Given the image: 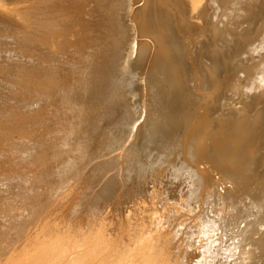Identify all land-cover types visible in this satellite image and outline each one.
Returning a JSON list of instances; mask_svg holds the SVG:
<instances>
[{
  "label": "rangeland",
  "instance_id": "obj_1",
  "mask_svg": "<svg viewBox=\"0 0 264 264\" xmlns=\"http://www.w3.org/2000/svg\"><path fill=\"white\" fill-rule=\"evenodd\" d=\"M14 1L10 0L8 3V1L5 0L4 3L7 7L13 8L11 10L14 11V16H6L5 14L0 13V263L16 248H18L20 252L19 256H24L22 254L27 252L31 255L30 259L33 261L37 252L40 251L38 248V239L42 237L41 235H44V233L46 234V231L55 233L56 229L73 230L76 239H78L85 236L92 224H95L98 227L100 223L102 224V227L104 226L103 229H112V232L109 230L111 237H109V239L107 237L110 246H108L107 243L106 250L109 249L108 247L111 248L113 246V248L110 249L111 251L117 249L123 252V250L126 248L125 245H127L126 241L128 242L129 238L134 237L135 239H141L146 237L148 230H150L149 233L152 231L151 229L153 226V228H156L158 224H165L164 226L160 225L162 228L159 226L157 229L158 234H162V242L160 247L165 249L167 254L169 253L165 261L166 264H230L229 261H231L233 255L235 254V251L239 246V242L241 243V241L247 237V233L249 232V235H254L257 233L255 236H258V232H262V230H264L259 228L261 224H258V226L256 223L261 220L260 222L264 224V218H262L264 216V177H262L264 176V114L261 115L259 120L261 122L259 123V126L255 128L253 133H256V137L254 138L255 145L245 148L246 143L248 142L246 135L250 134V129H243L245 132V134L243 132L245 137L235 139V141L240 144V153L243 151L248 156L251 155L249 156L251 158L247 156V160L249 161H251L250 159H252L253 156L255 157L256 154H259L257 152L260 149V155L262 159H260L261 161H258L259 164H242V161H245L237 154V152L233 150H230V152L232 151V153H230L231 155L226 151L229 157L227 153H220L221 156L226 154L228 159L225 157V155V159L224 157L222 158L226 162H228V160H233V158L234 161L236 159V163L235 166L233 165V168H230V166L227 165L231 170L227 168L226 171L227 166L225 167L224 165V169L222 166L220 167V165L217 164L219 160H216L217 163H215V160L208 161L209 157L204 156L207 152V150L204 151V147L206 146L208 149L209 146H213L214 143H212V141L214 138L210 139L208 137L211 133V138L215 130H217L214 133L215 138L216 136H219V134L221 135V139L218 137L216 138L217 140L219 139L218 143L221 141H229L228 136H223L221 131H219V133V129L216 128V125L214 128V124H211L208 119L213 113V105L210 104L214 97L211 92L213 89L205 87L203 78L201 75H199V73L197 74L199 77L196 81H194V83L190 80V78H187V81L190 84L187 85V88H183L182 82L181 84L176 82V79L179 77V71L181 72L180 66L184 63L186 58V53L188 52V55L192 56L191 58L195 56L196 42L190 37L188 38L187 34L183 33L182 35L187 36L185 38L187 39L186 42H189V44L187 43L184 46V44L180 42V38H182L181 35H177V31H175V34L174 27H171L174 33L170 40V44L167 46V49L164 45L157 44V40L161 41L160 39H155L151 37L152 35L148 36L144 33V35L141 34L144 32L143 29L145 30L144 18H146V16L142 17V14L146 15L147 13V15H149V11L153 19L154 28H157L156 24L159 22L157 15L159 13V9L157 10V7L160 3L164 4L169 0H139L133 5V7L135 6V13L137 12L135 14L136 17L139 15L138 18H136L137 22L135 20V22H133V20L129 18V23L131 24L132 22L131 25H135L134 23L138 24L142 31L141 32L139 30L142 36H139L140 38H138V41L140 40V42H143L144 44L146 43L147 47L149 46L148 51L151 50L149 51L151 53V57L153 58V56H155V59H153L155 62L158 60V63L161 60V57L159 56V54H161L160 51L164 52V50H168V57L171 58V63L176 68H178L179 71L173 72L172 70H164L158 67L160 64L157 62L155 64L151 58L152 65H157V69H154V72H156L154 73L155 78H153L159 80L160 83L164 82L163 87L165 86V89L160 88L162 84L158 83L159 81L157 82V80L152 79L153 84L151 87L152 91L150 90V93L153 95L154 90L156 91L153 96L151 94L148 95V99L150 100L148 101L147 118L142 115L141 118L137 120V122H139L137 140L141 145V148L147 145L146 148L144 147V150H146L145 155L139 162L126 163V169L124 165V172L121 171L120 173L115 174L114 178L107 180V176L101 177L98 175L99 172L97 174V170L92 171V169H94V165L97 164L99 156L102 154V149L105 146L107 139H109L110 128L114 125L112 120V111L114 110V107L117 106L114 105V107H109L105 103L107 87L105 86L106 84L104 81L100 82L98 73L99 62L104 60L103 57L106 56V52L114 50V43L117 37L116 32L121 28V26L116 23L115 13L111 12L116 0H74V4L72 6L73 8L71 9L75 10L76 18L79 22V26L82 27V31L81 33L75 31L74 34L69 33L70 36L78 33V36H73V38L68 36L66 33L65 37L67 35L69 38H67L68 40L66 38L65 39L68 42L71 40L75 41H71L70 44H67L70 48H72L68 49V47H65L66 51L63 50L64 52L67 53V51L70 50L67 54L61 56L63 54L61 53L55 57L52 55L51 59L49 58L50 61H46V59L50 57L46 55V39L43 43V39H40L41 41H39V38L32 36L30 37V40L26 42V40L22 39L23 36L20 35L24 29V26H22L23 24L20 25L21 23L15 22V20L21 22V19H26L24 15L33 9L32 3L34 1H37L35 2L37 8H39L40 5L42 6V1L16 0L18 1L17 3H14ZM38 3H40V5ZM40 8L38 11L36 9L33 10V12L36 11V13H38L36 14L34 12L37 16L39 15V10H41ZM16 10L17 12L19 11L20 14L22 10L23 16L18 15ZM23 10H25V12ZM35 14L33 15L31 12L32 17H34ZM16 15H18V19L16 18ZM40 16H44L46 18L45 13L42 15L40 14ZM139 18L141 24L140 22L138 23L139 20L137 19ZM31 19H35V17ZM24 20L23 23L25 22ZM239 23L240 21H238L237 24ZM237 24H235L234 27H236ZM190 41H193V43ZM149 43H152L153 45L150 47ZM71 44H73V46H70ZM186 47H188V49ZM185 49H187V51ZM157 56L159 59L156 58ZM47 66H49V68ZM159 68L162 70H159ZM165 71H168L166 76L164 75ZM246 71L247 69H240L238 71L239 76L242 78H247L250 73ZM46 74L48 76H46ZM162 75H164V79H162ZM253 76L250 78V85L252 84V87H248L250 80L240 87V89L242 88V91L244 92L242 95H239V91H236V94L235 92L232 93L231 87H229L228 90H225L226 88L222 89L221 97L218 99L219 105L223 103L224 108L229 109L234 105V103L231 101V98H233L236 102H242H238L236 105L242 104V107L244 106L243 109L248 111L247 109L249 108L245 105L249 104L253 98V93H255L258 96V108L263 107L264 84L260 79H253L256 78L255 74ZM124 77L129 78L127 75H124ZM167 79H173L174 84L172 87L167 85V83H169V80ZM252 80L255 81L253 82ZM154 82L158 86L160 85L159 88L157 85L154 86ZM255 84L256 87L258 86L256 90L254 89ZM248 88H250V90ZM157 89L160 92H157ZM161 89L163 90L161 91ZM177 91L180 93L179 95H175ZM187 92L188 95L191 96L192 104L190 106L185 105L186 102L183 100L187 97ZM157 95L164 97L163 99L165 101L162 102L163 99H160V97ZM153 97L159 100H156ZM153 99H155L156 103L153 101ZM150 101L151 105L149 104ZM157 101H161L162 104L161 102ZM171 102H174L176 107V112L171 113L183 115L185 114L184 112L188 111L186 112L187 115H181L180 117V119L183 117H185V119L178 121L180 126H188L185 128L186 130L182 128L184 126L180 127L176 124L175 125L178 127H172L173 123L171 122H173L174 119L168 117L167 114H169V106L166 108V104ZM214 103L217 104L215 101ZM158 105L160 107L166 105V107L163 106L166 109L162 107V110ZM181 105H185V107L183 106L184 108H186V106H189L190 108L188 107L189 110L187 108L183 109L181 108ZM165 110V115L167 116L162 114ZM166 117L169 119L171 118L170 120L172 121L170 122V120ZM188 118L191 120H186ZM207 119L210 124H206L209 123ZM122 121H124V119H122ZM166 121L168 123L170 122L169 124L171 125H168ZM183 121L187 124L185 123V125ZM181 122H183V124ZM212 125L213 128L211 127ZM167 127L169 129L172 127V130L167 129ZM179 127L181 130H183V134L181 133L182 131L180 132ZM208 127L210 129H208ZM211 128L214 131H212ZM164 129L165 131L167 130V132L169 131L170 134L169 132L165 133ZM174 129L177 130L176 133L180 132V134L174 133ZM200 130L203 131L204 136H202V131L200 132ZM204 131H208L207 134ZM258 131L260 132L257 133ZM195 133L199 136L201 134L200 137L197 136L199 140L196 139ZM171 134L172 136L170 137ZM205 134L207 136H205ZM215 134L217 135L215 136ZM113 137L114 136L111 138ZM205 137L207 138L205 139ZM209 139L211 140V143L209 142ZM240 139H245V141ZM241 141L242 143H240ZM190 142H192V144ZM213 142L216 144L217 141L214 140ZM243 143L244 145H241ZM193 148L194 150H192ZM163 149L167 152L163 151ZM189 149L190 151H188ZM191 150L196 152L199 151L197 152L198 154L194 152V154L196 153L195 155L197 156H194ZM172 152L173 154H170ZM159 153L161 154V158H158L160 155ZM201 153L203 154L204 158L207 157L205 158L207 161H204ZM169 154L173 156L168 157L167 155ZM177 155H180V157L182 156L181 158L184 157V159H180V157ZM198 155L202 156L203 160L198 159V157L201 158ZM165 156L168 157L169 162ZM186 156H189L190 158L188 157L185 159ZM194 157L200 160L199 162H202L195 163L197 159ZM163 158L166 159V162H163L165 160H163ZM176 158L177 163L175 161ZM170 161L173 162L172 166H169ZM167 162L168 164H165ZM203 162L205 163L204 165ZM259 165H261V167ZM210 167H212L214 170ZM197 170H199V172ZM202 171L205 175H207L205 176V179ZM211 173H214L212 180L210 177H208L210 175L212 176ZM251 177L253 179H251ZM235 179H238L236 180L238 183L235 181ZM218 183L222 185H219L220 188L218 187ZM245 184H247L246 188ZM254 186L256 187L254 188ZM168 187L170 188V191L175 192L171 193L168 190ZM221 187H224L223 190ZM220 189L222 190L220 191L221 193L218 192ZM214 190H218L216 194ZM213 191L215 195L211 194ZM252 192H256L257 194H251ZM173 193H176V197L175 194L173 195ZM207 194H211V198L212 196L216 197L215 200L213 199L214 197L212 198L214 203L212 199L210 200V198H208L210 196ZM244 194L246 197L250 196L254 199L248 200L250 197H247L246 199ZM217 196L218 198L220 197L219 199H222L223 202L217 199ZM255 197H257V199ZM170 198H172V200ZM179 199L186 205L185 210H183L184 212L182 211V205L178 204ZM260 199H263L262 202ZM209 200L211 201L210 206L211 204L213 205V207L211 206L212 208L209 206L210 209L209 207L207 208L209 205L207 203L210 202ZM171 201H174L177 205ZM215 201L218 203L217 207L215 206ZM247 201H249V203L251 201H255L254 204L256 205H253L256 207L248 204ZM170 202L173 205H170ZM233 202L236 203V205ZM230 203L235 206H240L241 203L247 206L244 205V207L241 204L243 207H236L240 212L237 211L238 215L233 216L235 211H232L231 208L233 205ZM228 204L232 207H229ZM228 207L229 209H227ZM257 207L258 209L261 208L260 210H257L259 213L256 211ZM252 208H255V211ZM170 210H173V212L171 213ZM203 210L205 212L207 211L206 213L210 211L209 214L211 215H207ZM176 212L178 213L179 217H182V219H177ZM156 213L159 214L157 215ZM154 214L157 215V219H160L157 221L158 223H156L154 220L156 218V215ZM222 214L226 215L225 218H223L224 216H222ZM217 215L220 217H217ZM230 215L233 216V218L237 217L235 218L236 221H234L235 219H232ZM239 215H242V218ZM148 216L152 219L150 220ZM158 216L160 217L158 218ZM214 216L217 218H215L217 221L214 219ZM226 217H230L231 219L228 221V218ZM162 218L168 222L166 221V223L165 220H163L165 223L160 222L162 221ZM218 219L221 221H218ZM223 219L226 224L224 226L225 228L222 226V224L224 225ZM141 220H143V223L140 222ZM152 220H154L153 224L156 226L151 224ZM172 220L174 222H172ZM231 220L234 222V225L232 224L233 222ZM239 220H241V223ZM138 221L141 223V226L144 229L141 228L140 224L138 225ZM169 221H171L173 224L171 222L169 224ZM204 221H207V223L205 222V224L202 223L201 225V222ZM182 222L183 224H181ZM238 222L240 224H237ZM244 222H246V224ZM145 223L147 224L144 225ZM220 223L221 225H219ZM227 223H229V225ZM135 224L138 225L136 230H131L130 226L132 225L131 228L133 229ZM166 225L167 227L165 228ZM253 225L255 228L257 227L258 232L255 228H253ZM144 226H146V228ZM147 227L149 229H147ZM261 227L264 228V225H261ZM139 228H141V231ZM219 228L223 229L220 230ZM251 228H253V230ZM218 229L220 233L218 232ZM231 229H235V231ZM228 230H230V232L233 231L232 234ZM251 230L252 232L254 231L252 234H250ZM166 231L168 232L166 233ZM96 232L98 231L96 230ZM142 232H144V234H142ZM163 232L164 234H167V236L164 235ZM174 233H176V235H174ZM155 234L157 235V233ZM29 235L32 236L29 238L36 239L35 242L38 245L36 243H33L32 246L25 244V242L28 240L27 236ZM262 236L264 237V234L262 235V233H259L258 237L263 238ZM241 237H243L242 240H239ZM110 238L111 240H115L111 241ZM152 238H155V235ZM120 239L123 241H120ZM110 242H112L114 245L111 246ZM118 242L123 245L125 243L126 244L124 246H120ZM263 245L264 244L262 243V248L264 247ZM118 246L120 248L122 247V249L124 247V249L121 250L120 248H115ZM155 247L157 248V246ZM124 251L127 250L125 249ZM147 251H149L148 246L146 247L145 252ZM261 251L263 252L264 250L261 249ZM262 255L263 259L264 252ZM262 259L260 258L259 262L263 261L264 264V260ZM165 262L163 264H165Z\"/></svg>",
  "mask_w": 264,
  "mask_h": 264
},
{
  "label": "bare ground",
  "instance_id": "obj_2",
  "mask_svg": "<svg viewBox=\"0 0 264 264\" xmlns=\"http://www.w3.org/2000/svg\"><path fill=\"white\" fill-rule=\"evenodd\" d=\"M7 1L9 3L10 0H7ZM15 1H14V3L18 2V1H16V2ZM41 1H42V6L40 5V3H38L41 6V8L39 6V8L41 10H39L38 16L36 15V14H38V13H36V11H34L36 14L33 12L34 9H36L37 11L39 9V8H37L36 3H35L37 1H34L32 3L33 9H31V11L28 10L29 12L26 14L23 13L26 15V16L24 15V17L26 18L25 20L21 19V18H20L21 22L18 20L16 21L15 19L14 20L17 23H21L20 25L23 24L22 26H24V29L22 30V34H20V35L23 36L22 39L26 40V42H28L30 40V37H32V36H34L35 38H39V41H41L40 39H43V41H42L43 43L45 42V39H46V42H45L46 53H47L46 55L50 56L46 59V61L47 60L50 61L52 55H54V57H55V56L63 53L61 55V56H63L65 54H67L68 51H70V50H68L70 47L67 45V44H70L72 41L71 39H69V40H71L70 42L67 41L68 40L67 38H69L68 36H70L69 33L74 34V31L81 33L82 27L79 26V22L76 18L75 10L71 9V8H73L72 6L74 4L73 3L74 0H41ZM41 1H39V2H41ZM137 1H139V0H116L115 5L113 6V9H111V12L115 13L116 23L119 24L121 26V28L119 30H117V32H116L117 37H116L115 43H114L115 44L114 50H110V51L106 52L107 53L106 56L103 57L104 60L99 62L98 73H99L100 82L104 81V83L106 84L105 86L107 87V93L105 96V103L109 107L110 106L114 107V105H117V106L114 107V110L112 109L113 110L112 111V116H113L112 120H113L114 125H113V127L110 128L109 139H107L105 146L102 149V154H101V156H99V160H98L97 164L94 165V167H93L94 169H92V171L97 170V174L99 172V174H98L99 176H101V177L107 176V180H109L111 178H114L115 174L120 173L121 171L124 172L125 171L124 165L126 163L139 162L144 157L145 151H146V150H144V147L146 148L147 145H145L144 147L141 148V145L138 143V140H137L138 135L137 134H138V130H139V128H138L139 122H137V120L139 118H141L142 115L147 118L148 101L150 100V99H148V95L151 94L150 90H151V87L153 84L152 79L155 78L154 73H156V72H154V69H157L156 68L157 65L153 66L151 63L152 57H151V53L149 52L151 50L148 51L149 46L147 47L146 43H145L146 44L145 45L143 42H140V40L138 41V38H140L139 36L143 33L147 34L148 36L152 35L151 37L161 40V41L157 40L158 45H164L165 48L167 49V46L170 44V40H171L172 35L175 31H177V35L178 34L181 35L182 38H180L181 39L180 42L182 44H184V46L187 43L189 44V42H186L187 39H185L187 36H188V38L190 37L191 39H193V41L196 42L195 56L193 58H191L192 56L188 55V52L186 53V58L184 60V63L181 64V66H180V69H181V72H180L178 70V68H176L171 63V58L168 57L169 51L168 50L167 51L164 50V52L160 51L161 54H159V56L161 57V60L159 61V63L157 62L158 60H156V62L158 64H160V65H158V67H160L164 70L165 69L169 70V71L172 70L173 72L179 71V77L176 79L177 80L176 82H178V84H181V82H182L183 88H185V87L187 88V85L189 84L187 81V78H190V80L194 83V81H196L197 78L199 77L197 75L199 73V75H201L203 78V83L205 84V87L213 89V91H211V92L214 95V97L210 103L211 105H213V113H212V115L209 113L211 116L208 119L211 122V124H214V128L216 125V128L219 129L218 132L221 131L223 133V136H226V137L228 136V138H229V141H221L220 143H218L219 139H221L220 138L221 135L219 134V136H216L217 134H215L216 138L217 137L219 138L218 140L214 137V133L217 130L214 131L212 129L213 128V125H212L211 130L214 131V133H213L212 138L210 137L212 133L208 137L210 139L214 138L213 141L216 140L217 142L215 144V142L212 141V143H214V144H213V146L211 145V147L209 146L208 149L206 148V146L204 147L205 148L204 151L207 150L206 155H204V156L209 157L208 161L219 160L218 163H217V161L215 163L219 164L220 167L222 166L223 169L227 165L230 166V168H233V165L235 166L236 159L234 161V158H233V160H228V162H226L222 159L224 157V155L226 157V154H224L223 156L220 155V153L222 154V152H224V153L229 152V154L232 153V151L230 152V150L237 152V154L245 161V162L242 161V164H245V163H247V164L252 163L253 164L254 163V165H255L258 163V161H261L260 159H262V157L260 155V149L259 148H258L259 151L257 152L259 154H256V152H255V154L258 156H256V155H255V157L253 156V158L250 159L251 161H249V160H247L248 155L245 152L242 151L240 153V146H239L240 144H238L237 141H235L236 138L245 137V135H244L245 132L243 129H248V130L250 129V132H249L250 134L246 135L248 142L246 143L245 148H249L250 146L255 145L254 144V138L256 137V133L255 134H253V133L255 131V128L258 127L259 123L261 122V121H259L261 115L264 114V106L261 108H258V106H257V104H258L257 103L258 102L257 101V99H258L257 94L253 93V95H252L253 98L249 102V104H247V105L244 104L245 106H248V108H249V109H247L248 111L243 109L244 106L242 107V104H240L242 102H240V101L236 102L233 98H231V101L234 103V105L229 109L224 108L223 103L221 105H219L218 99L221 97L222 89L226 88L225 90H228L229 87H231L232 93L235 92V94H236V91H239V95H242L244 92L242 91V88L240 89V87H242L244 83L249 81L250 78L254 74H255L256 78H253V79H260L264 84V0H169V1H166L164 4L159 2L160 4L157 7V10L159 9V13L157 12L158 13L157 15L159 18V22L156 24L157 28H154L153 19L151 17V13L149 11H148L149 15H147V13H146L147 10L145 11L146 15H143L142 13H140V14H142V17L146 16V18H144L145 19V26H144L145 30L143 29L144 32L141 31L140 26H138V24L134 23L135 25H131L132 22H131V24L129 23V18L132 19L133 22H135L136 18H138V16H139L137 14L138 16L136 17L135 14L137 12L135 13V9H134L135 6L133 7L135 2H137ZM4 3H5V0H0V13L5 14L6 16L7 15L8 16L9 15L14 16L13 15L14 11L11 10L13 8L7 7ZM23 6H25V5H23ZM143 7H144V5H143ZM143 7H141V8H143ZM144 9H143V11H144ZM136 10H137V7H136ZM23 11L25 12V10H23ZM26 11H27V9H26ZM16 12H17V10H16ZM31 12L33 15L35 14V16H34L35 19H31V18H34V17H32ZM17 13H18V15L23 16L22 10H21V14L19 13V11ZM43 13H45L46 18L44 16H40V14L42 15ZM18 15H16L17 19H18V17H17ZM23 20L25 21L24 23H23ZM137 20H139L138 23L140 22V24H141L140 18ZM238 21H240L239 24H237ZM235 24H237L236 27H234ZM171 27H174L176 30L174 29V32H173ZM142 28H143V26H142ZM154 29H157V30H154ZM66 33L68 34V36L66 35V37H65ZM78 33H76L73 36H76ZM183 33L187 34V36L182 35ZM175 34H176V32H175ZM73 36H70V37L73 38ZM193 41H190V42L193 43ZM72 42H75V41H72ZM152 45L153 44L151 43L150 47ZM70 46H73V44H71ZM65 47L66 48L68 47L67 53L64 52V51H66ZM186 48L188 49V47H186ZM187 49H185V50L187 51ZM189 49H190V47H189ZM192 50H193V48H192ZM189 54H190V52H189ZM191 54H192V51H191ZM154 57L155 56H153V58ZM153 58H152V61L155 62L154 61L155 58L154 59ZM156 58L159 59L158 56ZM48 62H46V63L49 64L50 62L49 63ZM156 62H155V64H156ZM198 66H199V68H198ZM47 67L49 68V66H47ZM160 68H159V70H162ZM243 68L247 69L246 72L250 73L247 76V78H242L238 74V71L240 69H243ZM164 70H163V72H164ZM46 71L48 72L47 69H46ZM167 72L165 71V74H164L165 76H166ZM124 75L129 76V78L124 77ZM164 75H162V77H163L162 79H164ZM46 76H48V75L46 74ZM168 76H167V78H168ZM165 79H166V77H165ZM154 80H157V79H154ZM167 80H169L168 81L169 83H167V85L172 87L174 84L173 79H167ZM158 81L159 80H157V82ZM252 81L254 82L255 80H252ZM158 83H160V81ZM163 83H160V84H162L160 88L165 89L164 88L165 86L163 87ZM197 83H198V81H197ZM250 83H251V80L249 82L248 87H250V86L252 87V84L250 85ZM154 84H155L154 86L157 85L155 82H154ZM159 86L157 85L158 88H159ZM257 87L255 84V88L254 87L253 88L256 90ZM163 89H161V91ZM244 89H246V88H244ZM248 89L250 90V88H248ZM155 91L156 90H154V92H153L154 94H155ZM157 92H160V91L157 89ZM156 94H158V93H156ZM179 94L180 93L177 91L175 95H179ZM119 95H120V97H119ZM157 96H155V97L156 98L160 97V96H158V97ZM155 97H153V98H155ZM161 98L163 99L164 97H160V99ZM155 99H153L154 102H155ZM156 100H159V99H156ZM183 100L186 102L185 105L190 106L192 104L191 96L188 95V92H187V97ZM151 101L149 103L150 105H151ZM161 101H157V102H161ZM164 101L165 100L163 99L162 102H164ZM214 101L217 102V104H215ZM162 102H161V104H162ZM238 102H240L239 103L240 105H236V103L238 104ZM168 104H166L167 107H166V105H163V106H165L166 108H168V106H169V110L168 109L167 110L169 111L170 116H169V114H167V115H168V117H171L174 120H173V122H171L172 121V120H170L171 118L170 119L168 117H166V118H168L170 120V122L173 123L172 127L176 126V125L180 126L178 121L181 119L182 120L185 119V117L180 119L182 114L177 115L176 113H174V114L171 113V112H176L175 111V109H176L175 103L171 102ZM185 105H181V108H183V109L187 108L189 110L190 107L188 106L189 107L188 108L186 106V108H184ZM162 107H160V108L162 109ZM165 107H163V108H165ZM211 108H212V106H211ZM163 112L164 113H162V114H164V116H167V115H165L166 110ZM186 112H188V111H186ZM186 112H184V113L186 114ZM185 114H183L182 116H184ZM209 114H207V115H209ZM205 116H206V113H205ZM189 118L186 120H191ZM122 119H124V121H122ZM208 119H207V121H208ZM183 122H181V123L183 124ZM186 122H184V124ZM210 122L206 123V124H210ZM166 123L168 125H171L167 121H166ZM182 126H184V125H181L180 127H182ZM168 127H170V126H168ZM168 127H167V129H169ZM172 127L170 128L171 130H172ZM176 127H178V126H176ZM180 127H179L180 132L182 131L181 133L183 134V130H181ZM187 127L188 126L186 125V127L184 126L182 128L185 129ZM165 129H164V131H165ZM176 129H178V128H176ZM176 129H174L175 132L174 131H172V132L176 133V131H177ZM208 129H210V128L208 127ZM201 131L202 130H200V132ZM168 132H167V130L165 131V133H168ZM180 132H178V133L180 134ZM207 132H205V133L207 134ZM243 132H244V134H243ZM259 132L260 131H258L257 133H259ZM174 133H173V135H174ZM178 133H176V134H178ZM169 134H170V132H169ZM201 134H202V136H204L203 131ZM201 134H200V136H201ZM206 134H205V136H207ZM241 135H243V136H241ZM112 136H114V137L111 138ZM171 136H172V134L170 135V137ZM195 136H196V139L199 140V138L197 137L199 135L196 134ZM206 138L207 137H205V139ZM174 139H176V138H174ZM183 139H184V137H183ZM2 140H3V138H2ZM240 140L245 141V139H240ZM207 141H206V143H207ZM13 142H14V140H13ZM171 142H172V140H171ZM202 142H203V139H202ZM209 142L211 143V140ZM190 143L192 144V142H190ZM240 143H242V141ZM244 143L241 145H244ZM181 146H183V145H181ZM193 146H194V144H193ZM241 149H244V148H241ZM192 150H194V148ZM163 151H165V150L163 149ZM188 151H190V149ZM255 151H256V149H255ZM165 152H167V151H165ZM194 152H196V151H192V154H194ZM197 152H199V151H197ZM170 154H173V152ZM177 154H178V152H177ZM195 154H194V156H197ZM204 154H205V152H204ZM157 155H158V153H157ZM169 155H167V156L168 157L173 156V155H170V156ZM200 155H198V156H200ZM227 155H228V153H227ZM177 156L180 157V155H177ZM202 156H203V154H202ZM202 156H200L201 158L198 157V159L201 160ZM204 156H203V158H204ZM235 156H236V154H235ZM249 156H251V155H249ZM168 157H166V159H168ZM179 157H177V158H179ZM181 157H180V159H184V157L183 158H181ZM188 157L186 156L185 159H187ZM192 157H193V155H192ZM225 157H224V159H225ZM228 157H229V155H228ZM158 158H161V154L158 156ZM177 158L175 159V161L177 160ZM205 158H207V157H205ZM205 158H204V161L205 160L207 161V159H205ZM231 158H232V156H231ZM249 158H251V157H249ZM164 159L165 158H163V160ZM166 159L164 161L163 160L162 161L166 162ZM195 159H197V158H195ZM198 159L195 161V163L196 162L198 163L200 161ZM238 160H239V158H238ZM168 162H169V159H168ZM168 162L165 164H168ZM178 162H181V161H178ZM201 162H199V163H201ZM238 162H240V161H238ZM170 163H169V166H172L173 162L170 161ZM176 163H177V161H176ZM232 163H234V164H232ZM204 164L205 163L203 162V165ZM239 164H241V163H239ZM206 166H208V165H206ZM228 166L226 167V171H227V168H229ZM259 166L261 167V165H259ZM210 168H212V167H210ZM254 168H255V166H254ZM125 169H126V165H125ZM208 169H209V167H208ZM215 169H217V168H215ZM234 169H235V167H234ZM197 171L199 172V170H197ZM248 171H247V173H248ZM95 172H93V173H95ZM207 172H210V171H207ZM228 173H229V171H228ZM247 173H245V174H247ZM203 174H204V172H203ZM206 174H208V173H206ZM213 174H212V176L211 175L208 176V177H210L211 180L213 178ZM254 174H256V173H254ZM166 176H168V175H166ZM203 176L205 179V176H207V175L204 174ZM162 177H164V176H162ZM252 177H254V176H252ZM252 177H251V179H253ZM262 177H264V176H262ZM238 179H235V181ZM217 180H219V179H217ZM208 181H209V179H208ZM255 181H254V184H255ZM236 182L238 183V181H236ZM219 183H218V187L220 185ZM221 184H222V182H221ZM249 184H250V182H249ZM246 185L247 184H245V188H246ZM262 185H263V183H262ZM212 186H214V185H212ZM220 186H222V185H220ZM259 186H261V185H259ZM169 187H171V186H169ZM255 187L256 186H254V188ZM223 188L224 187H221L222 190H223ZM254 188H253V190H254ZM166 189H167V186H166ZM221 189L219 191L218 190L217 191L220 192V191H222ZM168 190L170 191V188ZM249 190H251V189H249ZM207 191H209V190H207ZM214 191L216 194L217 191L216 190H214ZM214 191H213V193H211L212 195H215ZM170 192L172 193L175 191H170ZM250 192H247V193H250ZM254 193L257 194L256 192H254ZM254 193L252 192L251 194H254ZM174 194L176 197V193H173V195ZM207 195H209V194H207ZM260 195H262V194H260ZM171 196H172V194H171ZM242 197H241V199H242ZM245 197H246V195H245ZM247 197H250V196H247ZM247 197H246V199H247ZM252 197H254V196H252ZM172 198H170V199L172 200ZM208 198H210V200L212 198L215 200L216 197L212 196V198H211V196H210ZM219 198L217 196V199H219ZM255 198L257 199V197H255ZM213 199H212V201L214 203ZM246 199H245V201H246ZM249 199L253 200L254 198L250 197V198H248V200ZM219 200H221L223 202L222 199H219ZM260 200L262 202L263 199H260ZM171 202H170V205H173V204H171ZM247 202H248V204L253 205L255 201L254 202L251 201L250 203H249V201H247ZM210 203H211V201L209 203H207V204H209L207 206V208L210 206ZM215 203H216L215 206L217 207V204H218L217 201H215ZM224 203H225V201H224ZM174 204H175V202H174ZM178 204L182 205V207H183L182 211L185 210L186 205L183 201H180V199H179ZM221 204H223V203H221ZM234 204L236 205V203H234ZM241 204H240V206L239 205L235 206V205L231 204V205H233V207L231 205L229 206V204H228L229 207H232L231 208L232 211L233 212L235 211L234 213L231 211L234 214L233 216L238 215L237 214V211H238L237 208L238 207H243L245 205V204L244 205L242 204L243 206H241ZM175 205H177V204H175ZM254 205H256V204H254ZM211 206L213 207L212 204H211ZM245 206H247V205H245ZM248 206H250V205H248ZM210 207H209V209H210ZM229 207L227 209H229ZM254 207H256V206H254ZM205 208H206V206H205ZM205 208H204V210H205ZM234 208H235V210H234ZM168 209H169V207H168ZM214 209H216V208H214ZM260 209H258V207H257L256 211L260 210ZM173 210L172 211L170 210L171 213L173 212ZM179 210H181V209H179ZM206 210H208V209H206ZM253 210H250V211H253ZM180 212H179V214H180ZM209 212L206 214L210 216L211 214H209ZM226 212H227V210H226ZM238 212H240V211H238ZM245 212H247V211H245ZM215 213H216V211H215ZM156 214H154V215H156ZM224 214L229 215L227 213H224ZM243 214H244V212H243ZM154 215H152V216H154ZM157 215H156V218L154 219L156 221V223H158L157 221L160 220V219H157ZM212 215H213V213H212ZM226 215L222 214V216H224L223 218H225ZM231 215H230V217L232 219L237 218V217L233 218V216H231ZM159 217L160 216H158V218ZM175 217H176V215H175ZM178 217H179V215L177 213V219H180V218L182 219V217H179V218ZM217 217H220V216L217 215ZM230 217L229 218L226 217V218H228V221H229V219H231ZM252 217H253V215H252ZM260 217H262V216H260ZM215 218L216 217L214 216V219ZM262 218H264V216ZM151 219L152 218H150V220ZM243 219H244V217H243ZM250 219H251V217H250ZM154 220H152L151 224H153ZM163 220H165V219L162 218V221H160V222L163 223L164 222ZM169 220H171V219H169ZM173 220H174V218H173ZM173 220H172V222H174ZM142 221L143 220H141L140 222L143 223ZM166 221L167 220H165V222ZM207 221L201 222V225H202V223H204V224H205V222L207 223ZM216 221H215V223H216ZM218 221H221V220L218 219ZM234 221H236V219ZM239 221L241 223V220H239ZM260 221L256 222L257 225L258 224L264 225ZM170 222L171 221H169V224H170ZM223 222H224V219H223ZM141 223H139V221H138V225L140 224V226H141ZM221 223L219 225H221ZM240 223L238 222L237 224H240ZM244 223L246 224V222H244ZM256 223L254 222L255 225H256ZM146 224L147 223H145L144 225H146ZM174 224H176V223H174ZM181 224H183V222ZM227 224L229 225V223H227ZM232 224L234 225V222ZM232 224H230V225H232ZM138 225L137 224H135V226L133 225L134 226L133 229L131 228L132 227V225H131L130 229L136 230V227ZM153 225H155V224H153ZM160 225L158 224L157 227H159ZM164 225L162 224L161 226H164ZM225 225L226 224L224 222V225L222 224L223 228H225L224 227ZM250 225H252V224H250ZM261 225L259 226V228L264 229L263 227H261ZM150 226H152V225H150ZM161 226H160V228H162ZM172 226H174V225H172ZM185 226H186V224H185ZM103 227H102V224H100V223H99L98 227H97V225L92 224L90 226L89 230L87 231V233L85 234V236L84 237L81 236L82 238H78V239H76V236L74 235L73 230L56 229L55 233L46 231V234L44 233V235H41L42 237H40L38 239V241H39L38 242L39 243L38 248L40 251L37 252V254L34 253V254H36V257L34 256L35 259L33 261H32V259H30L31 255L28 254L27 252L22 254L24 256H19L20 252H19L18 248H16L17 250L16 249L13 250L5 259H3L1 261L0 264H163L166 261L167 255L169 253L167 254V251L160 247L161 242H162V234H160V233L158 234L157 227L153 228L154 227L153 226L152 229L150 228L152 231L149 233L150 230H148V234L146 235V237H143L141 239H135L134 237L129 238L128 242L126 241L127 245H125L126 243L124 242L125 243L124 245L126 247L125 249L127 251H124L125 250L124 247H123L124 250L122 249V247L121 248L119 246L115 247L118 249L120 248L121 250H123V252H121L117 249L111 251L110 249L113 248L112 245H114L112 242H110L112 247L111 248L108 247L109 249H107L110 251L106 250L108 239H109V237H111L110 231L112 229L110 228L109 225H108V227L110 229H103ZM144 227L146 228V226H144ZM166 227H167V225L165 226V228ZM180 227H178V228H180ZM105 228H106V226H105ZM141 228H143V227L141 226ZM141 228H139V230ZM223 228H219V229L221 230ZM253 228H255V226ZM253 228H251V229L253 230ZM147 229H149V228L147 227ZM169 229H170V227H169ZM219 229H218V232H219ZM249 229H250V227H249ZM255 229L257 230V227ZM96 230L98 232H96ZM106 230H108V231H106ZM137 230H138V228H137ZM166 230H168V229H166ZM231 230H233V229H231ZM252 230H251L250 234H252L254 232V231L252 232ZM142 231H144V230H142ZM145 231H146V229H145ZM168 231H166V233ZM228 231L230 232V230H228ZM233 231H235V229ZM233 231H231L230 233L232 234ZM257 232H258V230H257ZM263 232H264V230H262V232H258V236H259V233H262V235H263L264 234ZM145 233H147V232H145ZM155 233H157V235ZM142 234H144V232H142ZM153 234L155 235V238H157V239L152 238V237H154ZM163 234H164V232H163ZM242 234H243V232H242ZM242 234H240V235H242ZM247 234H248V235H246L247 237H245L243 239V241H241V243L239 242L240 247L239 246L237 247V250L235 251V254L233 255L231 261H229L230 264H263V261L262 262L260 261L261 262L260 263L259 260H260V258L262 259V257H263L262 254L264 251L262 252L261 249L264 250V247L262 248L261 245H262V243L264 244V239H263L264 237L262 236L263 238H260L257 235L255 236V234H257V233H255L254 235H249V232H248ZM164 235L167 236V234H164ZM174 235H176V233H174ZM112 236H113V234H112ZM29 237H32V236L31 235L27 236L28 240L27 239L26 240L28 241V243L26 241L25 244L26 245L29 244L32 246L33 243H36L35 242L36 239L29 238ZM107 237H108V239H107ZM242 238L243 237H241V239H239V240H242ZM110 240H111V238H110ZM114 240H111V241H114ZM118 240H119V238H118ZM121 240L122 239H120V241ZM116 243H117V239H116ZM116 243H115V245H116ZM119 245L124 246L123 244H120V243H119ZM108 246H110L109 243H108ZM147 246H148L149 251L145 252ZM155 246H157V248ZM25 256H26V258H25ZM169 256H168V258H169ZM170 260H169V263H170ZM262 260H264V258ZM165 264H166V262H165Z\"/></svg>",
  "mask_w": 264,
  "mask_h": 264
}]
</instances>
